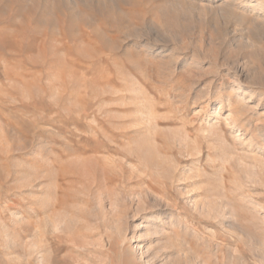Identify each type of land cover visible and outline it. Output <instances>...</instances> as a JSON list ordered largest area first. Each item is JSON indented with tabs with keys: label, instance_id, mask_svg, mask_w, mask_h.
<instances>
[{
	"label": "rangeland",
	"instance_id": "1",
	"mask_svg": "<svg viewBox=\"0 0 264 264\" xmlns=\"http://www.w3.org/2000/svg\"><path fill=\"white\" fill-rule=\"evenodd\" d=\"M49 1L0 0V264H264V0Z\"/></svg>",
	"mask_w": 264,
	"mask_h": 264
},
{
	"label": "bare ground",
	"instance_id": "2",
	"mask_svg": "<svg viewBox=\"0 0 264 264\" xmlns=\"http://www.w3.org/2000/svg\"><path fill=\"white\" fill-rule=\"evenodd\" d=\"M35 1H38V0H35ZM48 1V0H47ZM81 1V0H80ZM49 2H51L52 3V0L51 1H49ZM87 2V1H86ZM41 3V2H40ZM44 3V2H43ZM69 3V2H68ZM84 3V2H83ZM39 4V3H38ZM46 4V3H45ZM54 6H60V5H62L63 3L62 2H60V1H58V0H53V3H52ZM88 4V3H87ZM46 6V5H45ZM69 7V6H68ZM47 8V7H46ZM68 9V8H67ZM42 12V11H41ZM47 12V11H46ZM48 12H49V8H48ZM50 12H51V10H50ZM52 13H54V12H52ZM70 17H72L71 15H70ZM74 17V16H73ZM240 83L239 82H237V83H233V85H234V87H230L229 89H228V93H227V95L229 96V105L230 106H233L234 107V109L237 111V112H242L241 110H243V109H241L242 107L239 105V102H240V99L238 98V96H236L235 98H232L233 97V94L234 93H236V90H237V92H240V93H242L243 94V96L245 97V96H247L249 99H251V98H253V96H254V92L253 91H250V90H248V89H246V88H242L240 85H239ZM138 91V90H137ZM135 92V91H134ZM264 101V100H263ZM243 102V101H242ZM144 114H146V113H144ZM143 114V115H144ZM145 116V115H144ZM143 116V117H144ZM141 117H142V115H141ZM243 119L245 120L244 122H243ZM243 119H239L238 120V124H239V127L242 129V130H246L247 128V126H246V121H247V119L246 118H244L243 117ZM249 127V126H248ZM234 137H236V136H234ZM219 139V138H218ZM217 139V140H218ZM236 139H237V137H236ZM216 140V141H217ZM234 141H236V140H234ZM233 141V143H235ZM238 141V140H237ZM221 143V142H220ZM218 144V143H217ZM223 147H224V145H223ZM220 148H221V146H220ZM223 154V153H222ZM144 164L145 165H150L151 164V162L149 161V160H147V159H144ZM222 167V166H221Z\"/></svg>",
	"mask_w": 264,
	"mask_h": 264
}]
</instances>
